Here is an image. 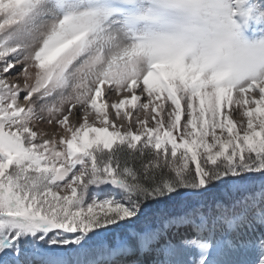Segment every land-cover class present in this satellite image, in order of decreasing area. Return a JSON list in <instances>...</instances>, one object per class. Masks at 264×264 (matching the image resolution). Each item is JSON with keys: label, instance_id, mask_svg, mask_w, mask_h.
<instances>
[{"label": "snow or ice", "instance_id": "snow-or-ice-1", "mask_svg": "<svg viewBox=\"0 0 264 264\" xmlns=\"http://www.w3.org/2000/svg\"><path fill=\"white\" fill-rule=\"evenodd\" d=\"M250 22L264 0H0V264H264Z\"/></svg>", "mask_w": 264, "mask_h": 264}, {"label": "rangeland", "instance_id": "rangeland-1", "mask_svg": "<svg viewBox=\"0 0 264 264\" xmlns=\"http://www.w3.org/2000/svg\"><path fill=\"white\" fill-rule=\"evenodd\" d=\"M249 25H250L249 28L251 30V40L249 41H252L254 39L264 38V24H255L250 22ZM246 258H251V257L249 256Z\"/></svg>", "mask_w": 264, "mask_h": 264}, {"label": "clouds", "instance_id": "clouds-1", "mask_svg": "<svg viewBox=\"0 0 264 264\" xmlns=\"http://www.w3.org/2000/svg\"><path fill=\"white\" fill-rule=\"evenodd\" d=\"M247 39V38H246ZM260 39H264V38H259V39H256V40H260ZM227 46V42L226 41H224V42H220L219 44H218V47H226Z\"/></svg>", "mask_w": 264, "mask_h": 264}]
</instances>
